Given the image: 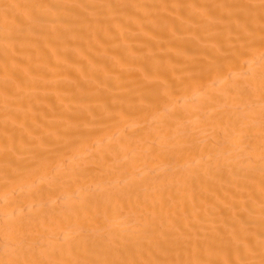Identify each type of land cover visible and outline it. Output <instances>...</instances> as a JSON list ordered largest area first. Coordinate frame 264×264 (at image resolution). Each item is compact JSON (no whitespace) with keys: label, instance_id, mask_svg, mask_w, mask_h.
Instances as JSON below:
<instances>
[{"label":"bare ground","instance_id":"obj_1","mask_svg":"<svg viewBox=\"0 0 264 264\" xmlns=\"http://www.w3.org/2000/svg\"><path fill=\"white\" fill-rule=\"evenodd\" d=\"M0 264H264V0H0Z\"/></svg>","mask_w":264,"mask_h":264}]
</instances>
